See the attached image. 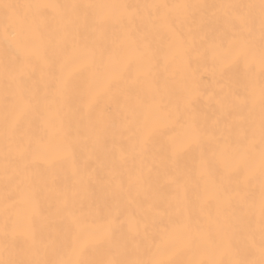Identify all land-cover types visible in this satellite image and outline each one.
Returning <instances> with one entry per match:
<instances>
[{
	"label": "snow or ice",
	"instance_id": "6c2138e0",
	"mask_svg": "<svg viewBox=\"0 0 264 264\" xmlns=\"http://www.w3.org/2000/svg\"><path fill=\"white\" fill-rule=\"evenodd\" d=\"M0 46V181L32 209L22 248L5 220L0 264H264V0H0ZM200 69L218 86L211 117ZM78 150L109 169L87 213Z\"/></svg>",
	"mask_w": 264,
	"mask_h": 264
},
{
	"label": "bare ground",
	"instance_id": "6f19581e",
	"mask_svg": "<svg viewBox=\"0 0 264 264\" xmlns=\"http://www.w3.org/2000/svg\"><path fill=\"white\" fill-rule=\"evenodd\" d=\"M12 2H24V0H12ZM53 2H60L64 3L65 0H53ZM91 2L94 3H138L143 2V0H91ZM168 3H178V2H203V0H167ZM209 3H219L222 2V0H207ZM223 2H227V0H223ZM203 35V34H201ZM4 57V51L3 47L0 46V60H2ZM163 66V60H161V67ZM192 67L196 68L197 64L195 61L192 63ZM243 63L239 65V68L241 72L243 71ZM173 68L177 72V80H179L181 73L183 72V68L180 65V63L177 61ZM171 70V69H170ZM38 78V77H37ZM84 77H80L79 79H83ZM197 79L199 81V86L201 89H203L206 93L205 96H203L198 104L196 105L197 109L201 111L202 113H206L209 117L212 116L214 107L211 103L208 102L207 97L211 96L213 91L218 89V86L215 83V80L211 74V71H204L203 69H200ZM41 88H43V85H41ZM0 96H2V88H0ZM105 109V104L102 103L100 108L97 110V114H101L102 110ZM60 110V105L57 101L53 100L51 105V118L53 123H58L59 116L58 112ZM111 115L115 116L116 109L115 105L111 106ZM103 114L105 117L109 116L108 111H104ZM0 115H2V105H0ZM164 135L163 139L167 140L168 137L176 134V130H170V129H163ZM37 135H44V132L42 129L36 130ZM104 139L108 142V146L111 147L112 141H113V133L112 130L109 129L107 133L104 135ZM115 139L119 141L121 137L119 135H116ZM58 148L55 139H53L50 147L48 150L44 153V156L48 159H55L58 156ZM97 155L100 156V159H96V156H92L89 158V152L88 151H77V160L78 163L82 167H86L88 172L92 174V181L87 189V191L81 192V198L80 202L78 203V208H82V210L87 213L89 211L90 206H94L96 203L102 202L103 199L108 195V193L105 190V183L106 178L108 176L109 169L103 168L101 166V161H103V153L102 151L97 153ZM180 166L183 167L185 165L191 166L193 161L187 156H183L180 160ZM104 178V179H101ZM127 178L125 177V180ZM64 182V173H61V183ZM175 185H165L161 191H160V200L165 204H167V201L172 199V196L175 194ZM6 193L3 188V183L0 181V259H3L5 256L4 249H3V227L5 224V220H8L10 229L15 228L17 232V238L15 240V246L16 248H22L25 246V234L29 230V217L32 216V209L25 204L24 202L20 201L19 197L13 195L11 199H6ZM49 203L48 201H41L40 211L44 215L48 214L49 211ZM213 212L215 211L214 206L211 209ZM195 213L199 212V208L193 210ZM162 221L164 224L168 223V217L164 216L162 217ZM33 226L37 229L38 234L40 235H47L48 229L47 228H41L39 220L37 218H34L33 220ZM56 227H59V225H55Z\"/></svg>",
	"mask_w": 264,
	"mask_h": 264
}]
</instances>
